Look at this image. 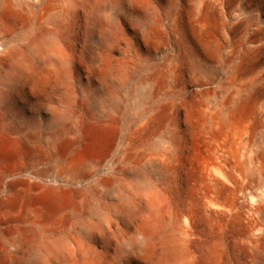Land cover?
I'll return each instance as SVG.
<instances>
[{
    "label": "rangeland",
    "instance_id": "374dc122",
    "mask_svg": "<svg viewBox=\"0 0 264 264\" xmlns=\"http://www.w3.org/2000/svg\"><path fill=\"white\" fill-rule=\"evenodd\" d=\"M6 1L21 18L0 23V57L13 52L18 69L0 66V89L20 85V110L10 107L31 143L7 181H28L70 204L62 220L45 224L51 238L65 237L66 258L44 245L36 253L49 258L40 264H264V122L250 140L241 134L261 116L254 107L264 109V77L252 84L257 65L221 38L255 6L142 0L138 12L100 15L109 0ZM43 31L49 46L38 39ZM222 101L234 106V127L219 121ZM96 119L108 121L106 135L88 132ZM182 216L187 261L177 256ZM25 226L10 219L0 232L8 238ZM27 245L18 251L0 240L3 261H27Z\"/></svg>",
    "mask_w": 264,
    "mask_h": 264
},
{
    "label": "bare ground",
    "instance_id": "6f19581e",
    "mask_svg": "<svg viewBox=\"0 0 264 264\" xmlns=\"http://www.w3.org/2000/svg\"><path fill=\"white\" fill-rule=\"evenodd\" d=\"M230 1L240 2L244 7H247L250 4L255 6L254 11L256 12V14L252 15L245 21L240 22L236 27L229 26L221 31V38L223 43H231L236 52L240 53L241 57H243L244 59L246 58L251 61L252 64L257 65L254 76L251 78V83L255 84L256 82L262 80L264 77V0ZM127 9H131L134 13L140 11L141 9H143L142 0H109L100 6L99 14H105L106 11L109 10H114L117 12ZM20 18L21 12L18 7H16L10 1H0V23L10 25L20 20ZM43 32V35H41L40 37L38 34V39L43 41L42 44L49 46V41L43 37L47 34V32ZM179 34L180 43L185 55L191 61L195 60L196 66L200 67V60L198 59V55L194 51L190 40L184 34V32H179ZM202 39L206 45H209V38L203 36ZM219 50L220 42L217 41L214 48L211 50V54L216 56L218 55ZM14 56L15 55L13 52H7L4 57H0V66L7 68L10 71L17 70L18 65L16 64ZM22 95L23 94L20 85H8L6 90L0 89V188L4 186L3 191L5 192L3 196H0V225L5 224V222L10 219H13L19 223L25 224L26 226L23 228H16L13 234H11L10 236L8 235V238H4L0 232V240L7 243L14 250L18 251L22 249V244H28L27 247H23L26 253L23 254L24 256H22L24 258L26 256L28 262H24L23 260V262L17 264H40L42 261H45V259L49 258L46 254H37L39 253V249H42L44 245H49L47 247H49L50 249L60 252L59 256L61 259L66 258V256L61 253L62 245L63 243L65 244V237L61 235L55 238H51L47 233L45 224L49 218L58 219L59 217L60 220H62L61 214L70 207V204L67 201L62 200L61 198H58L59 196L54 195V193H47L48 189L46 190V192L43 187H39L38 185L30 183L28 181H7L9 176L21 170L20 159L22 150L27 149V152L31 148L29 137L25 135V137L21 136V133L26 126L25 122L22 121L21 116L17 112L18 109L20 110V107L17 104V100L18 98L23 97ZM12 105H16L18 107V109L15 107L16 110H14V113L12 112L13 108L10 107ZM5 108L7 110H5ZM218 108L219 121L222 122L225 127H234V123L232 122V112L234 106H229L224 101H222L218 103ZM254 108L256 113L261 114V116L257 117L254 121L249 120L245 125L242 126L241 129L242 136H249V140L251 139V136L258 128V126L264 122V109L257 106H255ZM9 119H13L10 125L6 124ZM87 127L88 132L93 136H104L110 130L109 123L105 119L92 120L88 123ZM261 156L264 159V143L261 147ZM41 157L42 155L38 154L35 158H33V160H38ZM79 165L80 163L77 164L74 168H77ZM216 172L219 175L223 174L221 167H218L216 169ZM209 198L210 197H207L206 203L209 208L211 207L209 205L220 208V204L217 201L216 197L212 198V200H210ZM216 213L220 214L222 213V210L217 209ZM182 219L185 221H189L188 217L182 216L179 217L175 222V228L180 239L177 256H179V261H187L188 258L183 244L184 236L187 234V230L183 225ZM168 249L169 246L167 245L166 252L168 251ZM169 254L170 252L168 251L167 255ZM5 255H0V261H3L6 258ZM3 264H13V262L5 260L3 261Z\"/></svg>",
    "mask_w": 264,
    "mask_h": 264
}]
</instances>
